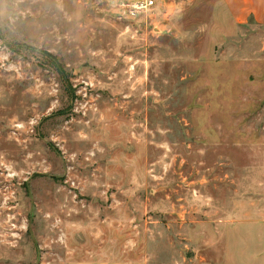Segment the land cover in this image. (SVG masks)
Returning a JSON list of instances; mask_svg holds the SVG:
<instances>
[{
  "label": "rangeland",
  "instance_id": "1",
  "mask_svg": "<svg viewBox=\"0 0 264 264\" xmlns=\"http://www.w3.org/2000/svg\"><path fill=\"white\" fill-rule=\"evenodd\" d=\"M153 1L0 0V264H264V25Z\"/></svg>",
  "mask_w": 264,
  "mask_h": 264
},
{
  "label": "crops",
  "instance_id": "2",
  "mask_svg": "<svg viewBox=\"0 0 264 264\" xmlns=\"http://www.w3.org/2000/svg\"><path fill=\"white\" fill-rule=\"evenodd\" d=\"M232 19L238 23H246L253 19L264 25V0H223Z\"/></svg>",
  "mask_w": 264,
  "mask_h": 264
},
{
  "label": "trees",
  "instance_id": "3",
  "mask_svg": "<svg viewBox=\"0 0 264 264\" xmlns=\"http://www.w3.org/2000/svg\"><path fill=\"white\" fill-rule=\"evenodd\" d=\"M8 45L13 49L16 45L15 44H9ZM17 46H24L26 48H29L28 45H17ZM15 50V49H13ZM45 56L48 58L50 65L55 69L56 72L61 76L64 83L66 85L69 84V74L66 72L65 67L59 57L51 52L44 51Z\"/></svg>",
  "mask_w": 264,
  "mask_h": 264
},
{
  "label": "built area",
  "instance_id": "4",
  "mask_svg": "<svg viewBox=\"0 0 264 264\" xmlns=\"http://www.w3.org/2000/svg\"><path fill=\"white\" fill-rule=\"evenodd\" d=\"M153 3H154V1L150 0V4H153ZM136 7H143V3L136 4Z\"/></svg>",
  "mask_w": 264,
  "mask_h": 264
}]
</instances>
